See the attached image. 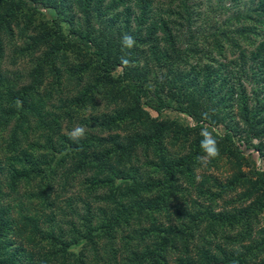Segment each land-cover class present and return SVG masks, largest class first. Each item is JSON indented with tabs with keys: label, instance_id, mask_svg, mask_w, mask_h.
I'll use <instances>...</instances> for the list:
<instances>
[{
	"label": "trees",
	"instance_id": "trees-1",
	"mask_svg": "<svg viewBox=\"0 0 264 264\" xmlns=\"http://www.w3.org/2000/svg\"><path fill=\"white\" fill-rule=\"evenodd\" d=\"M155 1L78 0V21L67 0H0V161L11 153L16 171L11 192L0 184V264H264V0L223 22L194 0ZM211 1L214 15L240 6ZM218 42L238 56L217 62ZM78 122L86 135L73 141ZM203 127L220 150L207 166ZM43 151L59 163L93 152L89 164L112 166L104 183L119 216L69 217L48 188L31 192L56 181Z\"/></svg>",
	"mask_w": 264,
	"mask_h": 264
},
{
	"label": "rangeland",
	"instance_id": "rangeland-1",
	"mask_svg": "<svg viewBox=\"0 0 264 264\" xmlns=\"http://www.w3.org/2000/svg\"><path fill=\"white\" fill-rule=\"evenodd\" d=\"M77 1L78 0H67V3L69 4L68 7L70 8V11L72 12V14L76 16V20L83 21L84 20L83 15L80 12H78ZM138 1L139 0H135L134 3H128V5L135 6L137 8L136 5H137ZM160 2L165 3L166 0H156L155 4H157L159 6ZM237 2L240 3V6L238 9L235 10L234 9L235 7L233 8L232 6H230V10L227 11V14H226V12L224 14L221 12H217V13H215L216 15H214V13H212L209 9V5L212 3L211 0H194V1H191V6L199 5V7H197V12L202 13V15L205 14V15L209 16L210 18L212 17L211 16V14H212L213 16L217 17V19H219L220 21L223 22L227 17L234 16L238 11L246 12L250 8L251 4L253 5V2H256V0H237V1H234V0L229 1L228 0L227 5H233L234 6V5H236ZM30 5H32V4L30 3ZM34 6L43 14L42 15L43 19L45 17L51 18V19L55 18L56 13L54 12V14H53V12L50 9H46L44 4L41 3L39 5H34ZM211 6H212V8L214 6H216L214 1L211 4ZM208 12H210L211 14ZM218 44H219V46H217V48H216V46L213 45L214 49H212V51H213L212 57H215V60L217 62L219 59L222 62H226V60H229V59L233 60L238 56L237 54L233 55L232 48L228 47L223 42H218ZM8 51L10 52L9 47H8ZM9 68L11 69V67H9ZM15 68L20 70L24 74H26L27 71H25V69H28V66L26 68L23 65H19ZM243 84L246 87H248L247 82H245ZM154 114L155 113H153V115ZM167 115L173 117L174 114L167 112ZM80 123L81 122H78L77 124L80 125ZM70 126L72 128L75 127L74 125H70ZM71 131L68 130L67 132L70 133ZM113 134L116 135V134H119V132H114ZM107 135L108 134L104 133V134H102V137H107ZM22 138H23V142L21 144L24 145V144H26L25 140H27V136H26V138H24V135H23ZM22 151H26V147ZM245 152H247V151L245 150ZM92 153L88 154L86 157L83 158V161L85 163L82 164L83 161L75 159L71 154L66 153V152H64V158L61 160L62 161L61 163L57 162L56 160L51 161L49 159V157L51 155H53V152H47L45 154V152L43 151L44 157H41L39 160L40 161L45 160L48 164L52 163V166H57L56 167L57 171H58L57 175L53 176V178L56 179V181L51 182L49 185H47V183L43 184V183H40L39 180H37V181L32 183L33 187L31 188V192L35 188L39 189L40 186L43 189H44V187L48 188L44 195H46L47 198L49 197L50 199H57V206L59 207L58 209L60 211L71 212V214L68 215L69 217H71V215H74L75 217H78L79 219L88 218L91 221L99 222V220L103 217L104 213L110 211L111 212L110 215L113 214L110 217L112 218V220L115 219L116 217L119 216L116 213L118 212V206L120 205V203L119 202L116 203L114 201V199H116V198H113L111 196L110 190H108V188H106L107 186L104 183V178H106L107 175L110 173L112 166H107L105 169H103L98 164H96V165H98V167L97 166L95 167L94 164H89V162L93 160V156H90ZM138 153H141L140 150L138 151ZM34 154H35V152L33 151V148H31V149L28 148L26 151V155H27L26 161L29 160V163H30V161L34 157ZM10 155H11V153H10ZM10 155H8L6 158L3 157L0 161V184H1L2 188L4 189V191L6 190L5 192H9V191L11 192V190L7 187L8 181L10 179H12L13 174L16 175V171L14 172L13 170H10L11 164H12V159H13V157ZM150 158H151L150 161L153 164V160L155 158H153V157H150ZM143 161L147 162L145 159ZM24 162H25V160H23V159L21 161H18L17 162V167H18L17 169H22L20 167H25ZM151 167L153 168L154 165L149 166L146 163V168L142 169V171L147 170L149 173L153 174L151 171ZM102 171H104L103 174H102ZM205 171L199 170L198 176L201 177L203 174H208L211 172L206 167H205ZM99 174H101V175H99ZM214 177L218 180V183H224L225 184L226 174H222L220 172H217V173L215 172ZM145 179H146V177H145ZM27 187L28 186H26V184L22 183L20 185V188L17 191L16 197L23 194L24 191H26ZM228 198L229 197H227V199ZM119 200H121V199L118 198L117 201H119ZM88 202L91 204V205L89 204L91 206L90 208H87ZM222 203H224V202L222 201L221 204ZM40 206L43 207L44 205L43 206L40 205ZM18 208L21 210L22 214H29V215L35 214L34 210L31 211V210H28L26 208L21 209V206H19ZM44 209L47 210L46 207ZM100 243H101L100 245L103 246L104 240H101ZM180 256H182V254ZM106 260H108V259L106 258ZM106 260L102 261V264H107V262H109ZM117 262L118 261L113 260L112 264H117Z\"/></svg>",
	"mask_w": 264,
	"mask_h": 264
},
{
	"label": "clouds",
	"instance_id": "clouds-1",
	"mask_svg": "<svg viewBox=\"0 0 264 264\" xmlns=\"http://www.w3.org/2000/svg\"><path fill=\"white\" fill-rule=\"evenodd\" d=\"M136 45L135 38L128 34L124 33L121 37V46L122 49H132ZM131 61L127 58V56H121V64L128 65ZM215 110H213L214 113ZM202 120H210L211 116L209 113L205 112L201 114ZM86 135V129L82 125H77L73 128V130L69 133V139L73 141H79L84 138ZM200 135L202 137L200 141L201 151L204 153L203 156H198L197 160L202 166H207L211 160L219 157L220 150L218 146V140L216 136L213 135V132L209 130L208 127L201 128Z\"/></svg>",
	"mask_w": 264,
	"mask_h": 264
}]
</instances>
